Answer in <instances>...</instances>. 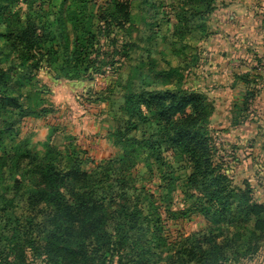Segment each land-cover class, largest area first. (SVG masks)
Returning <instances> with one entry per match:
<instances>
[{"label": "trees", "instance_id": "1", "mask_svg": "<svg viewBox=\"0 0 264 264\" xmlns=\"http://www.w3.org/2000/svg\"><path fill=\"white\" fill-rule=\"evenodd\" d=\"M213 2L178 0L175 23L159 18L151 26L158 33L173 24L174 45L196 58L205 32L200 20L211 14ZM133 8L132 0H0V264H261L264 203L254 200L249 180L235 189L213 162L207 99L175 81L159 84L177 71L166 54H159L160 70L148 53L131 56L137 48L128 31ZM136 59L135 68H147L153 86L123 96L110 133L120 159L88 166L70 144L45 143L38 151L25 143L4 147L16 124L38 117L25 87L40 71L54 80L92 84L106 67L116 70ZM163 145L183 165L186 201L195 197L194 208L208 223L217 216L241 218L248 232L230 237L210 230L167 241L162 214L147 213L155 196L119 170L124 162L133 168L147 152L156 165L148 168L149 178L159 171L167 189L175 171L161 158L168 152ZM151 217H157L154 223ZM167 219L178 218L171 212Z\"/></svg>", "mask_w": 264, "mask_h": 264}, {"label": "rangeland", "instance_id": "2", "mask_svg": "<svg viewBox=\"0 0 264 264\" xmlns=\"http://www.w3.org/2000/svg\"><path fill=\"white\" fill-rule=\"evenodd\" d=\"M96 1L99 5L104 0ZM132 2L134 20L128 31L131 45L137 48L133 46L131 50L135 49L136 55L131 56L145 57L148 53V62L153 63L154 70H160L159 54H166L177 71L159 80V84L175 81L180 88L199 92L207 99L211 110L206 131L215 148L213 162L229 175L233 188L241 189L243 181L249 180L254 200L264 203V0H214L211 14L200 20L205 32L196 58L174 45L173 24L158 33L151 26L159 18H169L175 23L176 14L180 13L178 0ZM65 28L69 31L70 27ZM54 30L60 36L57 23ZM222 53L227 58L222 59ZM137 62V59L123 62L119 67L116 65V70L106 67V75L95 77L92 84L64 78L54 80L40 71L36 81L25 87L29 95L27 102L37 110L38 117L23 118L16 124L4 147L25 143L38 151L45 143L56 147L70 144L81 152L88 166L120 159L121 150L110 133L115 127L113 119L121 114L123 96L153 86L147 77V68L140 65L135 68ZM88 87H92L90 93H87ZM91 97L96 101L89 100ZM161 150L168 151L162 152L161 158L170 164V172L175 171L172 177L167 176V179L172 178L167 189L162 188L166 181L159 178V171L149 178L148 168L155 170L156 165L147 152L133 168H125L127 163L124 162L119 170L126 169L124 173L133 176L137 188L143 187L155 196L151 199L152 209L147 213L156 210L162 214L168 242L178 241L182 235L200 236L210 230L230 237L237 231H249L248 224L241 218L217 216L208 223L195 210V197L186 201L181 187L185 175L183 165L176 163L165 145ZM236 157L241 160L235 162ZM235 206L233 202L230 210L234 211ZM145 208H148L146 203ZM171 212L178 219H167ZM151 218L154 223L157 217ZM170 250L172 245L163 252L168 254ZM260 260L264 264V245Z\"/></svg>", "mask_w": 264, "mask_h": 264}, {"label": "crops", "instance_id": "3", "mask_svg": "<svg viewBox=\"0 0 264 264\" xmlns=\"http://www.w3.org/2000/svg\"><path fill=\"white\" fill-rule=\"evenodd\" d=\"M250 41V43H251V40H249ZM234 54V53H233ZM221 57H222V59H225V58H227V56L225 55V54H221ZM233 57V56H232ZM243 57V56H242ZM218 67H219V65H218ZM233 70V69H232Z\"/></svg>", "mask_w": 264, "mask_h": 264}]
</instances>
